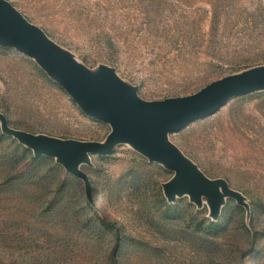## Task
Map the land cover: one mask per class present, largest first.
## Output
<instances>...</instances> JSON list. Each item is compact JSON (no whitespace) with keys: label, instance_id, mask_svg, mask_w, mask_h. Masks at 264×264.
Listing matches in <instances>:
<instances>
[{"label":"rangeland","instance_id":"rangeland-1","mask_svg":"<svg viewBox=\"0 0 264 264\" xmlns=\"http://www.w3.org/2000/svg\"><path fill=\"white\" fill-rule=\"evenodd\" d=\"M5 1L144 103L264 66V0ZM113 130L0 43V264H264V89L163 148L138 134L92 145Z\"/></svg>","mask_w":264,"mask_h":264},{"label":"water","instance_id":"water-1","mask_svg":"<svg viewBox=\"0 0 264 264\" xmlns=\"http://www.w3.org/2000/svg\"><path fill=\"white\" fill-rule=\"evenodd\" d=\"M0 43L12 44L36 59L85 111L111 123L114 130L107 142L92 144L104 151L134 134L149 145L163 148L167 132L214 111L233 95L264 89V66H259L215 78L189 94L141 102L112 71L85 73L5 0H0Z\"/></svg>","mask_w":264,"mask_h":264},{"label":"trees","instance_id":"trees-1","mask_svg":"<svg viewBox=\"0 0 264 264\" xmlns=\"http://www.w3.org/2000/svg\"><path fill=\"white\" fill-rule=\"evenodd\" d=\"M110 227L111 228H115L114 224H110ZM247 233H248L249 243L252 244L254 242V240H255V232H251L250 233V232L247 231ZM113 236H114L115 240H117L119 238V234H118L117 229L113 231ZM250 246L252 247V245H250ZM112 260L114 261L115 260V257H114V259L112 257Z\"/></svg>","mask_w":264,"mask_h":264}]
</instances>
